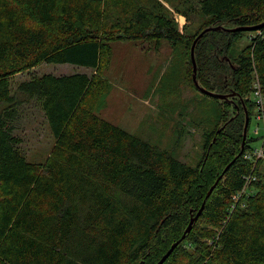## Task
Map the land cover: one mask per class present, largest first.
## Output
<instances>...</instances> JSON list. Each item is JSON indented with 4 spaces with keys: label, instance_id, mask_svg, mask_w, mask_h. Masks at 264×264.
I'll return each mask as SVG.
<instances>
[{
    "label": "trees",
    "instance_id": "trees-1",
    "mask_svg": "<svg viewBox=\"0 0 264 264\" xmlns=\"http://www.w3.org/2000/svg\"><path fill=\"white\" fill-rule=\"evenodd\" d=\"M193 9L205 24L189 34L156 0H0V264H156L232 160L162 264H264V159L254 166L244 158L258 141L249 135L239 154L244 117L229 120V100L203 94L219 104L195 165L97 112L110 88L103 74L113 43L179 45L189 65L203 27L264 22V0H198ZM175 11L188 20L186 11ZM241 31H208L197 40V81L220 94L230 85L239 96L256 82L264 96V24L230 66L216 63ZM42 62L94 72L12 84L15 74ZM186 79L196 88L188 70ZM31 108L53 138L43 161H28L19 148L17 130ZM251 172L256 179L235 201ZM188 241L193 250L182 246Z\"/></svg>",
    "mask_w": 264,
    "mask_h": 264
},
{
    "label": "rangeland",
    "instance_id": "rangeland-1",
    "mask_svg": "<svg viewBox=\"0 0 264 264\" xmlns=\"http://www.w3.org/2000/svg\"><path fill=\"white\" fill-rule=\"evenodd\" d=\"M135 1L139 4L147 2V0ZM156 1L162 4L169 15L174 17L181 32L193 34L205 24V18L198 10L193 9L196 8L198 0ZM189 7H192V10H189ZM175 8L186 11L189 14L188 20L183 13L176 12ZM223 26L228 29L233 28L231 24ZM213 31L216 30H209V32ZM241 32V36L230 47L228 55L220 56L216 63L230 66L231 60L257 34L254 30H242ZM147 47L148 45H142L140 40L120 41L112 44L111 60L103 74L110 88L97 107V112L128 131L146 138L152 144L171 148L180 161L195 165L202 153L204 134L209 129L210 120L216 115L215 108L219 103L212 102L209 97L204 96L197 90V87V89L194 88L187 81L186 72L188 70L191 74L193 66L191 62L187 64L188 58L182 46L171 47L163 42L158 50L147 49ZM194 59L197 79L195 54ZM76 71L87 74L94 72L89 68L71 63L42 62L27 71L15 74L12 77V84L29 79L34 75L45 73L61 75ZM226 87L228 89L226 99L229 100V105L226 109L223 108L228 112L229 120L239 114V117H244L245 122L246 111L249 125L246 137L248 138L252 129L257 126H260L258 132H262L264 112L253 106V100L249 98L252 91L239 96L232 91V86L226 85ZM244 101H249L252 106L244 107ZM26 117L20 121L17 130L23 138L19 148L24 152L28 161H43L50 154L53 138L39 111L31 108ZM256 139L261 138L258 136ZM259 143L262 144V141ZM253 144H258V142L255 141ZM259 162H262L260 169H264V161ZM198 225L202 227L204 223ZM188 244L189 241L183 243L182 246L193 250L194 247Z\"/></svg>",
    "mask_w": 264,
    "mask_h": 264
},
{
    "label": "water",
    "instance_id": "water-1",
    "mask_svg": "<svg viewBox=\"0 0 264 264\" xmlns=\"http://www.w3.org/2000/svg\"><path fill=\"white\" fill-rule=\"evenodd\" d=\"M263 24H264V22L262 24L251 26V27H249V26H246V27H233V28H229V29L228 28H224V26H222V25L209 26V27L204 28L198 34V36L194 39V41L192 42L191 47H190V59H191V63H192V66H193V69H192V71H193L192 72V80H193L194 85L198 88V90L200 92H202L205 95L217 98V99H226L228 97L226 94H220V93H216V92H212V91L206 90L205 88H203L202 86H200L198 84L196 76H195L196 69H195V59H194V45H195L197 39L203 33L207 32L209 30H222L223 29V30H227V31H235V30H247L248 31V30H255L258 27H260L261 25H263ZM245 116L246 117H245V122H244V125H243L241 150H240L239 154L243 150L244 141H245V138H246V130H247V126H248V118H247L246 111H245ZM231 162L226 165V167L224 168L222 173L217 177V179L214 181V183L210 186V188L208 189L207 193L205 194V197H204L199 209L196 211V213L194 215L192 213L190 214L189 222H188L184 232L181 234V236L175 242H173L171 244V246L166 250V252L161 256V258L157 261L156 264H162L166 260V258L171 254L173 249L186 237V234L190 232V230L192 229L193 224L196 222V220L198 219L199 215L201 214V212H202V210L204 208L205 199L209 196V194L211 193L213 188L216 186L218 180L221 178V176L223 175V173L225 172L227 167L231 164Z\"/></svg>",
    "mask_w": 264,
    "mask_h": 264
},
{
    "label": "built area",
    "instance_id": "built-area-1",
    "mask_svg": "<svg viewBox=\"0 0 264 264\" xmlns=\"http://www.w3.org/2000/svg\"><path fill=\"white\" fill-rule=\"evenodd\" d=\"M249 98L253 100V106H255L260 111L264 112V96L260 92L258 84L256 82L253 85V90ZM258 129H260V126L254 127L252 129V132L250 133V137L257 138L259 136L261 139L257 141L258 144H252L251 147L245 150L244 155H243L245 159L252 160L254 163V166L256 165L259 159H264V149H263L262 144L259 143L260 141L263 140V137H264V126H262L261 128L262 132H258ZM242 178H243L242 188L236 194L233 195V198L235 201H237V199H239V197L243 193L248 191L249 184L251 183V181L256 179V176L255 174L251 172V173L244 174Z\"/></svg>",
    "mask_w": 264,
    "mask_h": 264
}]
</instances>
